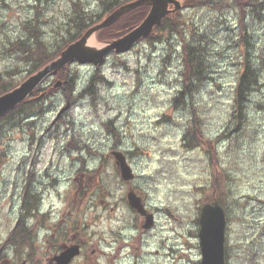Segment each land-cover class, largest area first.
<instances>
[{
  "label": "rangeland",
  "instance_id": "obj_1",
  "mask_svg": "<svg viewBox=\"0 0 264 264\" xmlns=\"http://www.w3.org/2000/svg\"><path fill=\"white\" fill-rule=\"evenodd\" d=\"M100 1L0 0V76H27L30 63L14 48L27 30L54 51L65 30L73 33L67 22L74 3L96 19L104 14ZM256 5L243 6L242 20L233 0L184 8L181 33H158L161 42L142 39L100 66L72 62L65 71L75 78L69 99L63 84L54 88L57 78L48 77L41 87L54 92L43 97L42 113L28 110L0 123V264H7L2 253L30 194L40 200L45 220L61 221L69 238L75 228L87 234L86 256L72 264H199V210L214 198L226 214V263L264 264V10ZM184 41L202 44L211 77L197 85L188 108L173 102L182 89ZM90 46L101 42L93 37ZM249 57L262 86L237 122L235 91ZM96 67L105 82L94 86L96 99L80 98ZM191 105L201 139L193 146L186 136ZM114 150L126 156L138 194L160 210L136 256L118 253L109 233L118 221L129 226L135 220L110 156ZM80 177L82 187L74 181Z\"/></svg>",
  "mask_w": 264,
  "mask_h": 264
},
{
  "label": "trees",
  "instance_id": "obj_2",
  "mask_svg": "<svg viewBox=\"0 0 264 264\" xmlns=\"http://www.w3.org/2000/svg\"><path fill=\"white\" fill-rule=\"evenodd\" d=\"M133 0H101V4L103 6V15H97L96 19L92 16L85 14L82 11V7L76 8L78 3H74V9L69 21L67 22V26H70L73 29V33L70 30L66 31L65 34L62 36L61 45L54 48V51L49 48L47 43L40 38L37 31L30 28L27 30L28 34L26 39L18 40L15 45V52L18 53V59L21 62L30 63V69L27 72V76L21 78L20 80L16 79V73L14 71L6 72L5 76H0V96L13 90L17 86H19L26 78L30 75L34 74L35 72L41 70L47 64L55 60L69 44L79 39L87 29L91 26L99 23L103 17L110 14L119 6L131 2ZM211 0H181V8L175 12L174 14H170L166 16L162 23L155 27L152 33L146 38L151 41L161 42L159 41L161 35L167 32L171 34H178L181 33L180 30L183 26V23L179 19V15L182 9L194 7L198 5H209ZM221 3H224V0H219ZM242 10L241 20L244 17L245 13V6L248 3L257 4L255 7H261L264 10V0H233ZM149 7L143 6L137 8L125 15H123L117 22L112 24L111 26L101 29L95 33V38L98 42H105L112 39H116L124 35L125 33L129 32L132 28L137 26L139 23L142 22L146 14L148 13ZM242 23V21H241ZM66 26V27H67ZM160 33V34H158ZM157 35L160 37L157 38ZM244 51V50H243ZM245 61V62H244ZM242 64L243 71L241 73V77L238 81L236 91H235V106H236V114L234 115V120L237 122L241 119V108L242 106H246L249 102V97L254 93L253 91L258 90L262 85L259 84L258 79L255 80V70H253L251 74L250 67V57L244 58ZM183 66L184 71L182 72L183 80H182V89L177 93L174 97L173 102L176 106L188 108L190 102L188 98L193 94L196 90L197 85H201L204 82L210 80V76L208 73V69L210 68L209 64L207 63V54L205 48L202 46L201 43H188L184 41V52H183ZM94 74L90 78L87 87L83 89L82 93L80 94V98L83 96H89L92 99H96L95 92H93V88L96 83L105 82L104 77L100 74L98 67H96ZM68 70V66H65L61 69L55 77L61 79L63 82L62 84V91L69 99L70 93L73 91V84H74V77L66 74L65 71ZM250 72V73H249ZM247 80V81H246ZM54 92V88L51 86L47 87H38L32 94L30 98L26 101L18 105L16 108L8 112L7 114L0 117V123L10 119L13 114L18 115L21 114L24 116L25 114L29 113V111H38L42 113V102L43 97H45L46 93ZM253 92V93H252ZM42 94V95H41ZM39 95L37 98L35 96ZM29 110V111H28ZM190 110L192 111V125H189V132L187 136V143L193 146L197 141L201 140L199 138L200 132L197 127V115L193 111L194 108L191 105ZM15 118V117H14ZM21 118V117H20ZM190 139V140H189ZM208 142L210 140H207ZM34 195L30 194L27 195L25 200L22 203L23 207H28L32 209H38L40 205V200L37 199ZM35 202V207L34 206Z\"/></svg>",
  "mask_w": 264,
  "mask_h": 264
},
{
  "label": "water",
  "instance_id": "obj_3",
  "mask_svg": "<svg viewBox=\"0 0 264 264\" xmlns=\"http://www.w3.org/2000/svg\"><path fill=\"white\" fill-rule=\"evenodd\" d=\"M143 6L149 7V11L139 25L131 29L125 35L107 41L99 47L88 46V40L94 36L97 31L111 26L123 15ZM170 6H173V8H169ZM180 7L181 3L178 0H134L121 5L101 22L87 29L78 40L69 44L61 51L57 59L28 77L14 90L1 95L0 117L24 102L48 76L56 75L66 65L77 62L79 64H93L94 66H99L110 53H123L128 51L141 39L148 37L152 30L159 26L167 15L174 14ZM61 84L62 82L57 80L54 84V88L59 87ZM67 108L68 105L62 108L58 116ZM110 155L114 159L120 178L125 182L133 180L134 173L124 154L120 151H112ZM126 198L128 205L138 214L145 217L143 228H151L154 224L153 215L146 212L140 199L132 192H128ZM164 212L168 218H175L169 209L166 208ZM198 223V239L201 253L200 264H225L224 241L226 219L223 208L217 201L213 204L203 205ZM78 254V247H71L56 258V263L68 264L70 260Z\"/></svg>",
  "mask_w": 264,
  "mask_h": 264
},
{
  "label": "flooded vegetation",
  "instance_id": "obj_4",
  "mask_svg": "<svg viewBox=\"0 0 264 264\" xmlns=\"http://www.w3.org/2000/svg\"><path fill=\"white\" fill-rule=\"evenodd\" d=\"M84 177L74 179L82 187ZM124 182L127 192H133L140 198L142 204L148 213H152L157 218L159 209L151 208L138 194V191L132 182ZM126 200V196H125ZM127 205V202H126ZM128 210L133 214L135 220H131L130 225L126 226L124 222L118 221L116 229H110L109 233L116 236L118 241L117 252L120 253L126 249L127 256H136L141 246V238L153 231L143 228L144 218L135 213L128 205ZM27 211H31L29 215ZM20 215L17 217L14 227L10 232V238L7 239L6 250L3 256L6 257L7 264H57L56 258L70 247L78 246L79 255L70 260L68 264L75 262V259L85 257L86 245L88 244L87 234H81L79 228H75V234L68 237V232L62 229L61 221L48 222L45 220V213L42 210H28V207H20ZM27 216H23L24 214ZM34 219V223L32 222ZM54 221V220H53ZM32 223V225H31ZM108 234V232H106ZM111 239V238H110ZM46 251V252H45ZM156 253V251H155Z\"/></svg>",
  "mask_w": 264,
  "mask_h": 264
},
{
  "label": "bare ground",
  "instance_id": "obj_5",
  "mask_svg": "<svg viewBox=\"0 0 264 264\" xmlns=\"http://www.w3.org/2000/svg\"><path fill=\"white\" fill-rule=\"evenodd\" d=\"M92 39H93V37L88 40V46H90V43H91Z\"/></svg>",
  "mask_w": 264,
  "mask_h": 264
}]
</instances>
